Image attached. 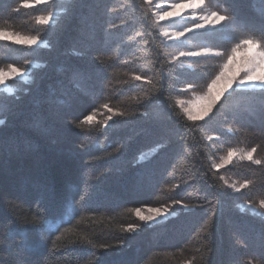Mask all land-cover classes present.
<instances>
[{"label":"trees","instance_id":"1","mask_svg":"<svg viewBox=\"0 0 264 264\" xmlns=\"http://www.w3.org/2000/svg\"><path fill=\"white\" fill-rule=\"evenodd\" d=\"M202 10L232 19L165 43L159 30L195 21L157 24L146 0H0V30L45 43L0 40V68L30 77L0 92V264H264V215L240 208L264 199V93L233 88L189 121L177 101L203 94L226 56L174 59L230 53L264 24V0H205ZM49 11L53 22L37 24ZM252 148L261 164L214 167ZM137 209L168 217L145 223Z\"/></svg>","mask_w":264,"mask_h":264},{"label":"snow or ice","instance_id":"2","mask_svg":"<svg viewBox=\"0 0 264 264\" xmlns=\"http://www.w3.org/2000/svg\"><path fill=\"white\" fill-rule=\"evenodd\" d=\"M53 0H17L19 6L24 9L35 8L37 5L52 3ZM151 3V0H148ZM205 5V0H175V2H170L167 5V8L158 14V21H164L171 17L181 16V14L188 9L192 10V16L196 17V9L203 8ZM160 7L161 5H157ZM18 10V9H14ZM54 14L49 11L47 15H36V23L40 25H49L53 22ZM232 17L225 14H220L217 11H211L206 15L199 16V23L185 26L182 30L176 31L169 35L168 32H164L163 35L168 39H179L184 36L186 32H193L196 30H203L206 27L215 28L216 25L220 24L222 21L230 20ZM115 27V25H114ZM0 40H11L15 44L24 45L27 47H32L39 43V36L31 35L24 36L17 33H9L5 30H0ZM244 52L245 58L237 64V56ZM206 55L214 56H226L224 63L222 64L221 71L215 75L211 82L207 84L206 91L195 97L191 102L189 107L184 108L185 115L189 121H198L202 120L208 113L211 111V108L218 102L220 96L223 95L224 91H227L228 88H231L233 83L237 85V88L244 92H255L259 91L264 93V24L258 32L253 31L244 37L240 38L235 46L231 48L230 53L226 54L222 51L213 52L212 49L208 47H200L198 49L182 50L179 51L178 57H200ZM25 63H30L26 61ZM26 70L15 65L9 64L7 68H0V87H7V81L9 79H15L16 77H25ZM136 80H140L141 76L137 75L134 77ZM224 83L225 87L223 90L220 89V85ZM193 87L188 85V88ZM187 90V89H185ZM178 104L183 105V101H177ZM207 103L208 107L206 109H200V106ZM107 108V104L104 105ZM111 111V109H109ZM118 115H123V113L117 112ZM93 115H88L84 120L77 125L81 127L84 124L91 125L93 123ZM112 117H108V120H111ZM2 123V121H0ZM107 127V122H105ZM162 145H158L156 149H153V152L157 151ZM256 151V148H252L250 152L247 153L246 158L253 163L259 165L261 164L260 160H253V153ZM237 153L230 150L227 154V158L223 160L220 164H215L214 167L217 169L224 166L225 163H231V159ZM143 158V157H142ZM251 183V181H246L244 184L240 185V188H246ZM231 186V185H230ZM240 188H236V191H239ZM251 206V205H249ZM188 207V205H184ZM259 207L264 208V199L259 201ZM159 214V209L154 210ZM136 214L139 216L140 212L137 209ZM39 213L33 215L32 222L36 223L43 230L45 222L42 218L38 219ZM141 219L145 217L141 216ZM148 220L153 219V217H147ZM58 224H47L46 230L49 234H52L56 231H59ZM60 239V237H57ZM262 242H264V236H262ZM251 264V261H249Z\"/></svg>","mask_w":264,"mask_h":264},{"label":"rangeland","instance_id":"3","mask_svg":"<svg viewBox=\"0 0 264 264\" xmlns=\"http://www.w3.org/2000/svg\"><path fill=\"white\" fill-rule=\"evenodd\" d=\"M146 2H147L149 5H151V7H152L153 21H154L155 23H157V24H158V23L169 22V21H172V20H189V21L194 20L195 23H199V22H200V20H199V16H201V15H206V14L210 13V12H208V11L202 10L203 8L196 9V10H195V11H196V17L194 18V17L192 16V10H191V9H188V10H185V11L181 14V16L171 17V18H169V19H167V20H164V21H158V14H159L160 12H162L163 10H165V8H167L168 3H170V2H174V1H173V0H151V3H149L148 0H146ZM157 5H161V6L158 7ZM155 23H154V24H155ZM155 25H156V24H155ZM218 25H219V24H218ZM218 25H216V26H218ZM209 29H211L210 26H209V27H206V28L203 29V30H209ZM159 31H160V37L162 38V40H163L165 43L173 42V41H180V40L183 38V36H182V37H180L179 39H168L167 37H165V36L163 35V33H164V32H168L169 35H171L172 33L176 32V31L165 30V29H163V30H159ZM196 31H199V30H196ZM7 32H9V31H7ZM193 32H195V31H193ZM9 33H11V32H9ZM186 33H188V32H186ZM186 33H185V34H186ZM20 35H24V34H20ZM24 36H31V35H24ZM5 41H9V42L13 43L11 40H5ZM13 44H15V43H13ZM16 45L23 46V47H27V46L20 45V44H16ZM43 46H45L44 41H42L41 39H39V43H38L37 45H33L32 47H27V48H38V47H43ZM210 49H212V48H210ZM212 51L215 52V51H219V50L212 49ZM206 56L215 57L214 55H206ZM244 58H245V54H244V52L242 51L241 54L237 56V61H236V63L239 64ZM29 64H30V67H31V68H35V67H37V66L39 65L37 62H31V63H29ZM26 73H27L26 76L23 77V78H21V77H16L15 79H9V80L7 81V87H0V92H5V93H7V94H12V93H14V92H15V86H18L19 84L27 83V82L29 81V79H30V77H29V72L26 71ZM219 87H220L221 90H223L224 87H225L224 83H222ZM233 88H236L235 90H238V89H237V85H236L235 83H233V85H232L231 88H228L227 91H224V92H223V95H224V94H227L228 92H230V90H232ZM199 95H201V94H199ZM223 95H222V96H223ZM196 96H198V95H195L193 98H191V99L188 100V101H183V102H184L183 105L178 104L179 107L181 108V110H182L183 112H184V108H185V107H189L190 104H191V102L195 99ZM222 96H220V98H221ZM220 98H219V99H220ZM207 107H208V105H207V103H205V104L201 105V106H200V109H198V110L206 109ZM213 107H214V106H213ZM213 107L211 108V111H212ZM211 111H210V112H211ZM210 112H209L208 115H206L204 118H207V117L209 116ZM184 113H185V112H184ZM204 118H203V119H204ZM234 151H235L237 154H236L235 156L232 157V159H231V163H225L223 167H227V166L231 165L232 162H234V161H238V160L250 161V160H248V159L246 158V155H247V153L250 152L251 150H242V149H238V150H234ZM252 155H253V154H252ZM226 158H227V155L224 156V157H222V158H220V160H217V164H220V163H221L223 160H225ZM223 167H221V168H223ZM241 184H244V183H231V184L228 183L227 186L230 187L234 192H238V191H236L235 189H236V188H240V185H241ZM230 185H231V186H230ZM241 189H243V188H240V190H241ZM240 190H239V191H240ZM249 205H250V204H247V203H246V204H241V205H240V208L243 209V210H244V209H247V210H249V211L252 212V213H258V214H261V215L263 214V215H264V208H260L259 205H257V206H256V205H251V206H249ZM154 210H156V209L139 210L140 215H139V216L137 215V216H138V218H139L140 220H143L145 223H149V224H154V223L161 222V221L165 220V219L168 217V212H167L166 210H161V209H159V214H158L157 212H155ZM141 216L145 217V219H141V218H140ZM149 216L153 217V219L148 220L147 217H149Z\"/></svg>","mask_w":264,"mask_h":264}]
</instances>
